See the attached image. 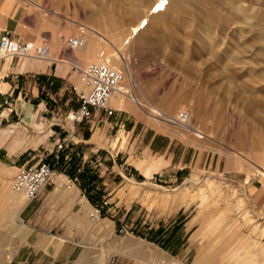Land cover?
I'll use <instances>...</instances> for the list:
<instances>
[{
	"label": "rangeland",
	"instance_id": "1",
	"mask_svg": "<svg viewBox=\"0 0 264 264\" xmlns=\"http://www.w3.org/2000/svg\"><path fill=\"white\" fill-rule=\"evenodd\" d=\"M16 1L25 14L26 35H33L22 40L48 43L57 61L15 57L0 71V81L11 85L0 87V264H84L87 259L98 264L103 253L106 264H132L138 258L158 264L166 257L195 264L201 249L195 244L183 250L181 227L183 211L197 208L237 209L238 227L251 228L253 243L264 248V197L260 201L258 193L264 189V0H183L152 17L126 44L133 78L121 72V88L146 106L122 100L149 124L190 139L204 152V167L169 183L158 180L161 176L137 175L140 160L131 154L111 156L75 138L62 149L56 146L58 138L71 134L61 124L79 104L81 82L73 64L96 62L68 51V38L98 28L102 39L96 52L100 60L108 59L150 0ZM23 62L35 67L20 69ZM149 107L171 116L187 110L203 138L149 117L154 115ZM74 131L87 136L88 123ZM92 141L105 145L101 138ZM43 161L53 170V183L24 208H15L10 193L18 169ZM113 165L122 168L119 173L105 170ZM207 180L212 191L204 187ZM67 184L87 197L88 207L81 200L84 212L62 201V192L70 191ZM178 193L185 196L177 205L172 196ZM113 194L125 200L110 199ZM48 196L56 201L45 202Z\"/></svg>",
	"mask_w": 264,
	"mask_h": 264
},
{
	"label": "crops",
	"instance_id": "2",
	"mask_svg": "<svg viewBox=\"0 0 264 264\" xmlns=\"http://www.w3.org/2000/svg\"><path fill=\"white\" fill-rule=\"evenodd\" d=\"M25 24V14L16 0H0V37L6 31L20 40L25 36H33L31 34L26 35ZM52 42L55 46L57 45L55 40H52ZM52 55L56 56L54 52ZM8 59L11 61L13 58ZM6 60H0V71L4 69ZM25 60L39 59L26 58ZM46 62L55 61L46 60ZM32 67H35V65L31 62H23L20 69ZM4 84L11 87L5 79L0 81V87ZM2 93H6V91H2ZM115 99H110L108 103L109 107L113 109L112 114H107L101 109H93L92 117L84 120L88 123L89 134L87 136H84L82 132L74 131L73 136L77 144L80 142L92 143L94 149L103 148L111 156L120 153L134 155L141 162L138 163V167L134 166L137 175L146 179L161 176L158 180L163 183L176 181L179 177L182 179L184 175H190L192 171L204 167L205 164H200L203 163L204 152H200L193 143H189L190 139H183L170 131H161L142 119L134 109H130L131 105H128L127 101H123L119 106L115 103ZM80 123H76L74 126ZM92 138L94 140L101 138L102 143L105 145L98 146L96 142L92 141ZM150 159H152V163L147 162ZM108 168L115 169L118 173L122 169L113 165L106 166L105 170H108ZM146 173H149V176ZM61 180L56 178L57 182ZM248 183L249 181L244 182V184ZM54 185H56L55 182ZM67 188L70 191L67 193L63 191V195H60L64 198L62 201L71 203V209L81 206L77 210L84 212L82 204L87 202L84 199L87 198L85 194L77 190L76 186H72V184ZM258 193L261 201V198L264 197V189L262 188ZM184 196V194L178 193L172 197L178 205L184 203L182 201ZM47 198L45 202L56 201L55 197L48 196ZM112 198L116 201L125 200L117 194H113L110 199ZM82 199H84L83 203L81 202ZM25 204L22 205V208ZM84 206L88 207V202ZM227 210L225 209L226 212L200 208L189 211L184 210L185 216L181 227L184 235L183 250L187 253L195 247V244L197 249H201L193 259L195 264H260V262L264 264V248L253 243L254 238H252L253 231L251 228L245 226L239 228L236 224L239 211L237 209ZM223 212L225 213L223 214ZM247 235H250L251 238H248ZM262 236L260 239L264 242V234ZM150 258L151 256L147 258L148 261H150ZM105 259L103 264H106L107 255ZM212 260L213 263H210ZM84 264H92V260L87 259ZM132 264H142V260L138 258Z\"/></svg>",
	"mask_w": 264,
	"mask_h": 264
},
{
	"label": "built area",
	"instance_id": "3",
	"mask_svg": "<svg viewBox=\"0 0 264 264\" xmlns=\"http://www.w3.org/2000/svg\"><path fill=\"white\" fill-rule=\"evenodd\" d=\"M81 44V39L69 37L66 45L68 51H72ZM48 43L42 42L36 45L34 41L20 40L13 37L9 32H4L0 37V59L33 57L44 59L48 52ZM79 73L81 88L76 90L79 104L72 109L63 119L61 127H67L70 135L62 140L58 139V149L71 141H74V125L92 117L93 109H101L107 114H112L109 107L110 97L119 90L122 83V75L104 62H91L84 66L73 64ZM157 118L167 124L180 129L190 127V116L187 110H181L175 116H161ZM54 174L49 163L39 162L33 166L21 167L13 178L12 188L22 191L27 201L34 200L40 190L53 183ZM69 187L70 184H67ZM158 264H185L174 258H163Z\"/></svg>",
	"mask_w": 264,
	"mask_h": 264
},
{
	"label": "bare ground",
	"instance_id": "4",
	"mask_svg": "<svg viewBox=\"0 0 264 264\" xmlns=\"http://www.w3.org/2000/svg\"><path fill=\"white\" fill-rule=\"evenodd\" d=\"M149 2L148 3L150 4V6H149V4H148V6L146 4L148 9H146V10L144 9L146 12L144 14H142L141 17H139L140 19L138 20L137 23H135L134 25H132L130 27L128 33L126 34L127 40H125V39L123 40L122 45H120L121 48H118V49L116 48V49H114L115 51H112L110 53V55H109L110 58L100 60L99 57H102V54L97 55L96 51H97V48L99 47L100 40L102 39L101 38L99 40L98 36H102V34L100 33L99 29L96 27H87L86 29H83L82 31H80L81 35L77 38L81 39V44L77 48H74L72 51L77 50L78 52L83 53V55H86L87 59H92L96 62H105L109 67L118 71L119 73L124 72L126 79L130 80L131 78H133V75L131 73L129 62L124 55L125 53H123V51L126 49V44L129 43L130 40L134 39L138 34H140L146 28V26L149 23V20L152 17H157L159 15L164 14L169 9V7L171 5L178 6L177 4H180V3L182 4L183 0H150ZM130 13H132V12H130ZM48 48L49 49H48L47 55L45 56L44 59L33 58V57H24L23 59L29 58V59L57 61L56 56L55 57H53L54 55L52 56V50H50L49 45H48ZM6 59H8V58H6ZM121 75H122V73H121ZM122 78H123V75H122ZM121 87L122 86L120 85L119 90L116 92V94H114L110 97V99H112V100L116 98L115 103L117 105L120 106L123 103V100H122L123 97H128L130 99V101H132L134 104H138L140 106L145 105L137 96L134 95V93L128 94V92L123 91ZM110 99H109V101H110ZM109 101H108V103H109ZM149 108L152 111V113L154 112V115L150 114L151 112L147 113V115L149 117L150 116L153 117L154 119H158L159 121H162V120L157 118L158 114H160L161 116H171V115L165 114L161 110H157V108L156 109L154 107H149ZM189 116H190V114H189ZM158 120H157V122H158ZM162 122H164V121H162ZM189 124H190V127L186 128V129H181V130L193 133L196 138L202 139L203 133L200 130H198L197 128L192 127L191 117H190ZM212 184L213 183H211L209 180H207L205 182L204 187H206L207 191H210V190L212 191V189H214V188H212L213 187ZM23 197L25 198V195L22 191H15V192L10 193V198L12 199L11 202L15 206V208H17V207L19 208L27 202L26 198L24 199ZM105 258H106V254L101 255V257L99 258V264H103V262L106 260ZM237 264H239V263H237Z\"/></svg>",
	"mask_w": 264,
	"mask_h": 264
}]
</instances>
